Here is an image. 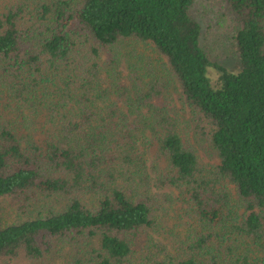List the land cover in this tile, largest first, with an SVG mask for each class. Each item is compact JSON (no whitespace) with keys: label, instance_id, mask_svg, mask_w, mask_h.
I'll return each mask as SVG.
<instances>
[{"label":"trees","instance_id":"1","mask_svg":"<svg viewBox=\"0 0 264 264\" xmlns=\"http://www.w3.org/2000/svg\"><path fill=\"white\" fill-rule=\"evenodd\" d=\"M195 2L0 0V264H264V0Z\"/></svg>","mask_w":264,"mask_h":264},{"label":"rangeland","instance_id":"2","mask_svg":"<svg viewBox=\"0 0 264 264\" xmlns=\"http://www.w3.org/2000/svg\"><path fill=\"white\" fill-rule=\"evenodd\" d=\"M228 0H196L192 9V16L201 23L203 30V45L208 49L210 56L214 60L226 61L229 59L231 63H235L234 50L232 48L231 37L234 33L235 23L231 14L227 9ZM135 44L126 49V58H133V50ZM231 68L234 66L228 63ZM213 77L216 75L213 73ZM182 110V109H181ZM184 113V111H183ZM201 152V151H200ZM202 160L206 163L212 161L201 152Z\"/></svg>","mask_w":264,"mask_h":264}]
</instances>
